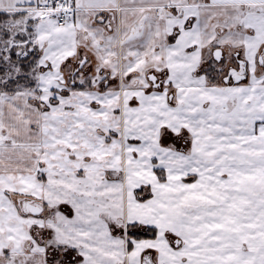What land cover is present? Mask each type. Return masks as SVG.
<instances>
[{
	"label": "snow or ice",
	"instance_id": "obj_1",
	"mask_svg": "<svg viewBox=\"0 0 264 264\" xmlns=\"http://www.w3.org/2000/svg\"><path fill=\"white\" fill-rule=\"evenodd\" d=\"M0 264H264V0H0Z\"/></svg>",
	"mask_w": 264,
	"mask_h": 264
}]
</instances>
